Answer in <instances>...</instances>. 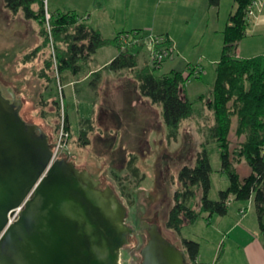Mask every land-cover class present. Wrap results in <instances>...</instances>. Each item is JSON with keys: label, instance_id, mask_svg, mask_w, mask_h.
Masks as SVG:
<instances>
[{"label": "rangeland", "instance_id": "rangeland-1", "mask_svg": "<svg viewBox=\"0 0 264 264\" xmlns=\"http://www.w3.org/2000/svg\"><path fill=\"white\" fill-rule=\"evenodd\" d=\"M108 1L104 0L103 2ZM160 1L158 3L153 2V0H112L110 3H114L115 9L110 10L113 17L109 18L114 19L122 30L126 28L130 31L133 28L150 26L147 27L149 31L146 32L147 37L144 39V50L147 54L142 53L140 55L139 64L141 67L147 65V61H151L150 54L153 47L149 36L164 35L155 32H160L169 26H172L173 34L180 36L182 44L187 46L189 60L198 61L196 65L201 67L202 73L198 76L193 74L186 86L200 90L197 95L190 96L199 113L196 117L184 121L178 140L169 139V128L163 121L162 115L160 117L157 113L158 109H162L161 106H156L155 112L152 113L145 112V108L142 107V116L134 114L133 112L138 111L139 107H132L131 101H133L134 96L127 97L126 93L119 94V99L123 100H121V109L125 110L123 116L107 117L106 113L101 112L105 106V99L107 106V97L101 98L92 88L93 78L77 87L64 84L60 88L59 81L54 82L52 84L53 90L49 92V95L60 100L61 115L63 107L66 113L71 116L72 130H69L71 132L69 148L72 153L76 156L88 157L91 161L101 163L104 167L112 165L120 171L115 176L117 183L113 184L120 198L128 204L130 210L128 221L136 226V217L142 216L144 222H151L155 218L157 222L160 221L159 223L164 227L165 233L177 242L178 235L174 231H169L164 222L166 214L173 204V194L176 189V184L172 183V176H177L185 164L194 165L196 163L197 152L201 149L199 143L201 140H205L207 136L205 134L206 125L213 122V114L207 108L206 101L212 96V87L216 78V61L213 60H218L221 54L224 35L223 33L219 36L205 34V23L210 22L212 24L214 17L205 18L202 9H195L192 6V11H189L188 7L191 1ZM44 2L46 10L51 13L61 9L76 10L87 15L92 12L96 15L98 13L100 17L106 15V8L103 7L102 0H44ZM231 5L232 0H225L221 16L231 8ZM96 7L103 10L99 11ZM151 27H156V29ZM39 31L40 26L37 21L28 20L23 15H13L5 7L4 0H0V86L5 95L9 86L22 95V100L25 102L21 110L23 118L28 123H41L42 127L48 128L52 139L50 142L55 143L61 115H59L55 103L41 105V101L37 102L41 88L38 87V81L35 80L34 63H31V59L26 58L41 44L42 38ZM164 36L167 37V35ZM202 47L206 49L205 52ZM173 54L169 55L163 64L166 60L173 59L175 57ZM178 59L182 60L181 58ZM168 64L164 69L158 68L156 74H163ZM188 71L189 68L186 66V72ZM203 93L205 99L202 101L199 100L198 96ZM182 97H187L185 89H182ZM96 112H98V117H93L94 113L97 114ZM83 119H93L92 129L89 125H84L90 131V144L86 146L82 145L79 140ZM197 125L203 128L205 132L198 131ZM231 140L233 142L232 147H235L240 138L233 132ZM208 148L214 168L210 197L218 200L220 191L227 188L229 180L228 176L221 171L219 144L212 143ZM132 156L137 157V165L141 171L139 176H135L128 169L127 164ZM239 165L238 169L242 176L250 174L251 168L247 163L244 162ZM200 198L201 193L198 199ZM251 201L253 204H250ZM233 202L243 203L251 214L258 217V208L253 199L248 201L234 200ZM156 211L159 212L157 217L155 216ZM202 217L203 215L196 225L190 224L183 229L185 236L189 238L197 236L200 239V262L194 264H248L241 258L242 255L236 252V246L230 245V240H228L229 245H223L225 239L221 240L220 232L208 228L206 220H203ZM146 235L147 232L142 229V248L147 242ZM261 236L263 238L262 234ZM130 241L133 243H129L125 247L122 264H141L139 256L141 246H138L133 239ZM176 245L181 248L182 242L176 243ZM220 245L224 247V251L218 256ZM215 256L216 259H214Z\"/></svg>", "mask_w": 264, "mask_h": 264}, {"label": "trees", "instance_id": "trees-1", "mask_svg": "<svg viewBox=\"0 0 264 264\" xmlns=\"http://www.w3.org/2000/svg\"><path fill=\"white\" fill-rule=\"evenodd\" d=\"M221 1L209 0L210 5L215 7ZM252 2L253 0H235V9L230 14L224 31L223 53L216 63L211 99L206 103L213 114V122L206 125L207 131L204 132L207 136L197 152L196 163L185 164L177 176H172L176 189L165 225L179 235L187 225L194 224L205 213L209 216H226L232 201L253 199L258 208L259 228L264 236V56H237L238 44L246 36L250 26L248 14ZM4 4L13 15H23L28 20L38 22L42 42L26 58L33 60L40 53L44 55L39 76L45 80L46 87L58 81L64 86L66 73L78 76L89 72L88 66L94 54L102 47L115 44L120 52L105 69L114 72L131 71L139 83L141 94L153 104L161 106L163 121L169 128V139L178 140L184 121L199 113L189 97H182V89L186 90V83L190 79L186 69L184 72L177 68L169 74L157 75L158 68L151 61L140 66V55L147 37L143 29L124 31L115 38H107L100 29L87 23L75 11L50 12L49 26L44 0H4ZM135 31L142 33L141 40L123 48L121 35ZM166 38V45L172 55L173 42ZM194 65L196 64L189 63L187 68ZM102 74V70L93 73L92 84L95 89ZM53 103L61 115L60 100L55 98ZM66 116L67 128L72 130L67 113ZM81 124L79 140L86 146L90 144V131L84 125L87 124L92 129L93 119H83ZM233 132L240 138L235 147H232L231 140ZM212 143L219 144L221 169L229 180V186L220 191L218 200L210 197L214 168L208 147ZM244 162L251 168V173L247 176H242L238 169V165ZM128 169L135 176L140 175L136 156L130 158ZM200 193L201 198L198 199ZM182 248L187 251L190 261L197 263L200 242L183 238Z\"/></svg>", "mask_w": 264, "mask_h": 264}, {"label": "water", "instance_id": "water-1", "mask_svg": "<svg viewBox=\"0 0 264 264\" xmlns=\"http://www.w3.org/2000/svg\"><path fill=\"white\" fill-rule=\"evenodd\" d=\"M24 104L13 87L5 95L0 86V264H122L133 243L128 206L115 185L101 187L96 164L64 154L52 161L49 129L28 123ZM142 229L150 237L142 264H192L159 224Z\"/></svg>", "mask_w": 264, "mask_h": 264}, {"label": "crops", "instance_id": "crops-1", "mask_svg": "<svg viewBox=\"0 0 264 264\" xmlns=\"http://www.w3.org/2000/svg\"><path fill=\"white\" fill-rule=\"evenodd\" d=\"M104 0H102L103 2ZM143 1V0H142ZM158 2L160 0H153V2ZM175 1V0H173ZM191 3L188 7L189 11H192L191 9H202L205 13L206 17H214L212 24L210 22H206L204 25L205 28V34H213L214 36H219V34L223 33L227 27L230 14L235 9V0H232L231 8L223 13L221 16V10L223 8V4L225 0L221 1V4L218 7L211 6L209 0H189ZM112 0H109L108 2H103L104 8H106V16L105 13L103 17H100L93 12L89 15L79 13L76 10H61L58 9V11H75L81 17L83 20H85L87 23L91 24L95 28H98L101 30V32L104 34L107 38H115L118 34H120L123 31H128L126 28H123V30L120 28L121 26L117 25L114 19H110L113 17L110 13V10H114V3H110ZM161 2V1H160ZM159 3V2H158ZM102 4V5H103ZM193 8H192V7ZM99 9V7H96ZM103 10L102 8L99 9V11ZM55 13V12H54ZM110 17V18H109ZM204 18V19H205ZM150 26H142V28H133L132 30H138L143 29L145 32H148ZM152 29H156V27H151ZM121 29V30H120ZM156 31V30H154ZM158 34H164L167 35V37L173 42L174 47V54L175 57L172 59H168L163 64L162 69L166 67V64H168V67L166 71L163 72V74H169L173 69L180 68L185 72L186 66L190 64H196L197 62L195 60H189V56L187 54V46L183 45L181 42L180 36H176L173 34L172 26H169L168 28L164 30H160V32H155ZM150 34V33H149ZM191 40V39H190ZM42 42V41H41ZM40 45V44H39ZM224 46V42H223ZM223 46L221 50V54L218 57V60L216 63L221 59L222 53H223ZM203 51L205 52L206 49L204 47ZM120 49L117 45L112 44L109 46H105L100 48L93 56V59L91 60L89 64V72L80 74L78 76H74L71 73H66V82L65 85L67 86H79L83 82H87L90 79H94L93 73L97 71H103L102 78L99 82V85L95 89L92 85V88L100 95L101 98L107 97V106H106V99H105V106L102 109L101 112H104L107 114V117H121L122 114L125 112V110L122 108V101L119 99L120 93H126L127 97H133L132 107L138 106V111H134V114H139L142 116V107L145 108V112L152 113L155 112L156 106L151 102L149 98L144 97L139 88V83L135 79L134 75L129 70H122L119 72H114L111 70H106V66H108L111 61L119 54ZM142 53L145 55L146 50H143ZM141 53V54H142ZM203 53V52H202ZM237 56L240 58H253L256 56H264V0L262 7L258 10H256L255 15L252 17L250 21V26L248 28L246 36L239 42L238 44V51ZM148 58V57H147ZM150 58V56H149ZM181 58L182 60L178 59ZM188 58V60H186ZM149 63V61H147ZM31 63H34L35 70V80L38 81V87L40 86L39 90V98L37 99V102L41 101V105H52L53 96L49 95V92L53 90L52 85L50 87H46V82L43 78L39 76V71L43 68L44 64V55L40 53L36 58H34ZM162 75V74H161ZM200 90H197V88H189L186 86V94L187 97L192 99L190 96L193 97V95H197V93ZM51 96V97H50ZM199 100L205 99V94H200L198 96ZM39 100V101H38ZM209 101V100H208ZM206 101V102H208ZM160 107V106H159ZM161 108V107H160ZM97 114L94 113L93 117H98ZM129 113V112H128ZM127 113V114H128ZM158 115H162V109H158L157 111ZM69 121L71 123V116L69 113ZM163 119V118H162ZM198 126V125H197ZM198 131L201 133H204V129L201 127H197ZM204 142V139L201 140L199 143L200 145ZM75 158V162L79 165H87L89 162L96 164L97 168H99L100 173L106 178L105 181L113 182L114 179H116L115 176L120 172L116 169V167L112 165H108L107 167H104L101 165V163H98L96 161H91L88 157L76 156L73 154L71 158ZM240 166V165H239ZM222 171V169H221ZM118 172V173H117ZM251 173V172H250ZM229 186V182H228ZM227 186V187H228ZM248 204V203H247ZM250 204H253V201L250 202ZM172 206V205H171ZM247 206H244L243 203H234L231 202L230 205V211L226 216H219V215H213L209 216L208 213L203 214L202 219L206 220V224L208 225V228H213L216 231H219L221 234V240L225 239L223 241V245H229L228 240H230L231 246H236L237 251L240 255H242V259H244L248 264H264V236L262 238L258 223V217L257 215H253L250 213L248 208H245ZM200 220L198 219L194 224L196 225ZM203 222V221H202ZM170 231V230H169ZM177 234V233H176ZM177 242L174 241V243H180L182 242L183 238H189L185 236L184 230L182 231V234H177ZM198 242H200V239L197 238V236H194L193 238ZM227 241V244H226ZM227 250V247L225 248V252ZM221 251H224V247L219 246L218 249V256L220 255ZM201 253V250H200ZM200 254L198 256L197 262L199 263L200 260ZM217 256V257H218ZM216 259V256L214 257ZM213 259V260H214Z\"/></svg>", "mask_w": 264, "mask_h": 264}, {"label": "built area", "instance_id": "built-area-1", "mask_svg": "<svg viewBox=\"0 0 264 264\" xmlns=\"http://www.w3.org/2000/svg\"><path fill=\"white\" fill-rule=\"evenodd\" d=\"M263 0H253L248 14V20L251 21L252 17L255 15L256 10L260 9L262 7ZM47 23L50 26V20H51V13L49 10H47ZM142 33L139 31H135L134 33H125L121 35L120 42L123 45V48H125V45H129L133 42H137L141 40ZM151 38L152 43V52L150 54L151 56V64L155 65L157 68H160L164 62V60L170 55V50L168 49V46L166 45V37L164 35H151L149 36ZM202 73V69L199 65H194L192 67H189V71L187 72V76L191 78V76L194 75H200ZM191 75V76H190ZM190 80V79H189ZM60 83V82H59ZM61 84V83H60ZM62 87V84L60 85V88ZM62 115L60 117V122L58 126V133H57V139L55 143L52 145V148L54 150L53 152V159L52 161H56L57 158L61 157L63 154L66 158L71 159L73 153L69 148V140L71 138V132L67 128V116L66 111L62 107ZM32 193L29 194L28 198L31 197ZM23 206L16 208L14 211L10 213V222H14L19 217V212Z\"/></svg>", "mask_w": 264, "mask_h": 264}, {"label": "flooded vegetation", "instance_id": "flooded-vegetation-1", "mask_svg": "<svg viewBox=\"0 0 264 264\" xmlns=\"http://www.w3.org/2000/svg\"><path fill=\"white\" fill-rule=\"evenodd\" d=\"M129 162V161H128ZM127 166H128V164H127ZM97 178V177H96ZM98 179H101V178H98ZM102 180V184H101V187H106L107 185H111V186H113L114 187V184H115V182L117 181V179H114V181L111 183V182H108V181H105V179H101ZM105 182H107V184H105ZM114 183V184H113ZM117 183V182H116ZM115 188V187H114ZM116 190V189H115ZM123 201V200H122ZM124 202V201H123ZM125 203V202H124ZM126 205H128L127 203H125ZM168 212H169V210H168ZM168 212H167V214H166V217H165V221L164 222H166V219H167V215H168ZM158 211H156L155 212V216L157 217L158 216ZM129 215H130V210H129V207H128V217H127V221H128V219H129ZM160 215V214H159ZM135 222H136V226L134 225V224H132L131 222H129L128 221V223L131 225V227H132V230H133V233L130 235V237H129V242H130V240L131 239H133V240H135L136 242H137V244H138V246H141V249H140V251H139V256H140V258H141V264L143 263V261H142V223L144 222V220L142 221V216H140V217H136V220H135ZM160 222V221H159ZM159 222H157V220L154 218V220L153 221H151L150 223H159ZM159 227H160V230H161V232L168 238V239H170L172 242H174V240H172V238L168 235V234H166L165 233V231H164V227L162 226V224L161 223H159ZM168 229V228H167ZM147 232V231H146ZM147 242H148V240H149V234H148V232H147ZM147 242L145 243V245L147 244ZM129 244V243H128ZM144 245V246H145ZM143 246V247H144ZM124 252H125V250H123V255H124ZM123 257V256H122ZM188 260L190 261V259L188 258ZM191 263L192 264H194L192 261H191Z\"/></svg>", "mask_w": 264, "mask_h": 264}]
</instances>
